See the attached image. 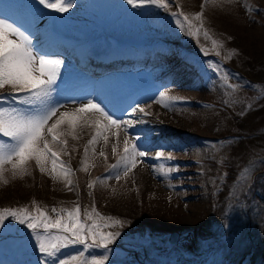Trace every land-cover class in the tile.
<instances>
[{
    "label": "rangeland",
    "instance_id": "1",
    "mask_svg": "<svg viewBox=\"0 0 264 264\" xmlns=\"http://www.w3.org/2000/svg\"><path fill=\"white\" fill-rule=\"evenodd\" d=\"M167 3L165 10L151 4L133 6L127 0H71L68 11L56 12L40 5L38 0H0V15H4L0 19H9L25 31L37 53L61 61L57 81L65 86L55 84L52 93L57 115L71 112L91 99L114 114V118L141 121L128 134L139 136L135 143L148 153L139 158L140 162L127 176L121 175L117 180L109 165L116 164L123 153L124 132L120 130L114 136L108 131L107 143L99 139L88 145L96 132L91 121L98 114L94 111L82 114L89 123L78 120L75 138L64 137L67 155L60 145H50L58 153L59 161L71 168V175L64 177L58 169L54 179L50 160L44 173L35 160L29 161L28 174L22 177H14L11 165H5L3 176L7 183L0 180V208L31 210L39 206L52 214L53 207L72 209L79 205L82 218L85 210L94 207L101 216L122 221L116 216L118 210L124 211L134 202L137 216L146 220L142 232L125 222L122 227L103 229L120 232L109 245L106 264H264V180L251 200L252 242L246 238L247 222L240 216L237 202L229 206V217L226 221L223 218L220 229L214 231L213 226H205L196 236L195 227L191 226L193 212L201 208L210 191L205 185L206 165L202 160L211 149L209 142L217 138L206 126L215 114V107H220L226 97V83L236 79L225 61L226 52L220 48L217 55L212 40L232 32L247 55L249 51L258 53L264 45V0H167ZM179 12L190 19L202 13L201 20L192 19L195 27L201 22L203 25L196 35L188 34L187 25L182 28L177 24V19L183 21V17L173 13ZM89 50L107 55L112 51L115 58L121 51L125 52L123 56L131 53L135 58L144 54L140 60L145 65L121 64L120 69L90 76L76 67V58L81 52L85 57ZM147 61L152 62L148 65ZM209 64L218 70L213 71ZM173 70L166 83L153 84L166 71ZM0 93L11 95L12 89L6 86ZM160 93L165 94L163 98ZM137 105L147 114L137 111L128 115ZM0 107L25 106L0 100ZM195 117L203 121L202 126ZM61 127L67 129L68 125ZM114 144L116 153L112 151ZM157 152H164L171 159H158ZM161 166L176 171L163 174ZM68 179L71 185H67ZM89 182H95L91 189ZM241 192L232 195L237 198ZM231 220L238 221L237 229L231 228ZM10 228L11 231L0 229V264H43L46 259L48 264L53 260L58 264L59 259L82 249L73 245L56 258H46L34 240L28 239V229L14 223ZM171 233L178 235L173 245L167 243ZM103 252L89 249L85 255Z\"/></svg>",
    "mask_w": 264,
    "mask_h": 264
},
{
    "label": "snow or ice",
    "instance_id": "2",
    "mask_svg": "<svg viewBox=\"0 0 264 264\" xmlns=\"http://www.w3.org/2000/svg\"><path fill=\"white\" fill-rule=\"evenodd\" d=\"M38 2L56 12H66L72 6L71 0H38ZM127 3L133 6L137 3L151 4L165 10L168 8L167 0H127ZM173 15L183 17V21L177 19L176 22L182 28L187 25L189 35H196L203 27L202 22L199 27L192 24V19H202V13L195 14L191 19L183 12ZM204 35L208 37L206 30ZM212 45L214 48L222 47L216 40H212ZM216 54L220 53L217 51ZM60 64L59 60L48 59L37 53L29 35L14 23H10L9 19H0V90L6 86L12 89L11 95L0 93V100H10L25 106L0 107V180L4 183H7L3 176L6 171L5 165H11L14 177L17 175L22 177L28 174L27 165L31 160H35L41 173L47 171L46 162L50 160L52 163L50 174L54 179L57 178L58 169L64 177H69L72 173L71 168L59 161L58 153L53 151L50 145H60L61 151L67 155L65 149L67 140L64 137L72 135L75 138L74 129L77 121L83 119L84 123H89L82 114L92 111L98 114L91 121L96 132L88 141V145H93L99 139L107 143L108 131H112L114 136H118L120 130L124 132L123 153L119 155L116 164L109 165V169L115 171L117 180L121 175L127 176L140 162L139 158L148 155L135 143L140 137H130L128 134V130L135 123L141 122L139 120L114 118V114H110L91 99L71 112L62 111L57 115L58 108L53 103L52 93L59 75ZM209 68L213 71L218 70L211 64ZM164 95L160 93L162 98ZM137 111L147 114L144 108L137 105L132 107L128 115H134ZM65 123L68 125L67 129L61 127ZM87 151L86 147L85 156ZM112 151L117 152L115 144ZM100 155L104 156L105 153L101 151ZM156 157L171 159L170 156L165 157L164 152H157ZM173 171H176L173 167H160V172L163 174ZM248 174L249 170L245 169L244 175ZM94 183L89 182V189L93 188ZM71 184L72 181L68 179L67 185ZM51 213L54 215L39 206L31 210L26 207H3L0 208V229L11 231L10 225L13 223L24 226L29 230L28 239L34 240L39 252L46 258H56L58 253L69 246H82L76 254L59 259L58 264H106L109 260V245L120 236V232L103 229L117 225L122 227V221L101 216L94 207L91 211L85 210L82 218L79 205L72 209L53 207ZM89 249H103L104 252L96 256L89 253L86 256L85 253ZM43 264H48V260H44ZM52 264H56V261L53 260Z\"/></svg>",
    "mask_w": 264,
    "mask_h": 264
},
{
    "label": "trees",
    "instance_id": "3",
    "mask_svg": "<svg viewBox=\"0 0 264 264\" xmlns=\"http://www.w3.org/2000/svg\"><path fill=\"white\" fill-rule=\"evenodd\" d=\"M216 41L222 45L216 50L222 48L226 52L225 61L231 66L236 79H229L226 83V97L221 100L220 107L214 106L215 114L206 126L208 132L217 138L209 142L211 149L207 158L202 160L206 165L205 185L210 191L202 200L201 208L193 212L194 223L191 226L195 227L196 236L202 233L205 226H213L214 231L220 229L218 226L223 224V218L226 221L229 217V206L237 202L240 216L247 222L246 238L252 242L251 200L264 180V45L258 53L249 51L250 55H247L239 48V39L237 41L232 32ZM194 119L200 126L203 125L202 120ZM245 169L249 170L247 176L244 175ZM239 190L242 192L234 198L232 193ZM58 192L54 190L56 195H61ZM244 200L247 202L244 203ZM131 203L133 206L124 211L118 210L116 216L142 232L146 220L137 216V205ZM232 220L231 228L237 229L235 224L238 221L232 223Z\"/></svg>",
    "mask_w": 264,
    "mask_h": 264
},
{
    "label": "bare ground",
    "instance_id": "4",
    "mask_svg": "<svg viewBox=\"0 0 264 264\" xmlns=\"http://www.w3.org/2000/svg\"><path fill=\"white\" fill-rule=\"evenodd\" d=\"M89 55H90V53H89ZM99 56H101V55H99V54H95V56H90V57H88V58H93V59H91V60H93V61H98V62H100V64H104V63H106V62H111V61H109V59H112V58H115L113 55H112V58H111V55H107V57H105L104 55H103V57H99ZM108 58V59H107ZM117 60H119V61H121V59H117ZM90 61V60H89ZM89 61H86L85 63H87V62H89ZM134 60H128L126 63H121V64H129V63H133V64H140L141 62H139V61H134ZM96 65H98L99 66V63H95ZM131 66H132V64H131Z\"/></svg>",
    "mask_w": 264,
    "mask_h": 264
},
{
    "label": "water",
    "instance_id": "5",
    "mask_svg": "<svg viewBox=\"0 0 264 264\" xmlns=\"http://www.w3.org/2000/svg\"><path fill=\"white\" fill-rule=\"evenodd\" d=\"M178 235L175 233H172L168 236V244L173 245L177 240Z\"/></svg>",
    "mask_w": 264,
    "mask_h": 264
}]
</instances>
